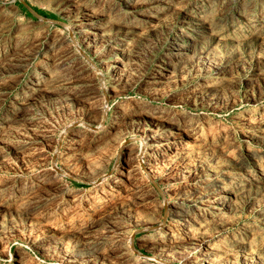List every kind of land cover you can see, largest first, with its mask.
<instances>
[{"label":"rangeland","instance_id":"1","mask_svg":"<svg viewBox=\"0 0 264 264\" xmlns=\"http://www.w3.org/2000/svg\"><path fill=\"white\" fill-rule=\"evenodd\" d=\"M0 264H264V0H0Z\"/></svg>","mask_w":264,"mask_h":264},{"label":"bare ground","instance_id":"2","mask_svg":"<svg viewBox=\"0 0 264 264\" xmlns=\"http://www.w3.org/2000/svg\"><path fill=\"white\" fill-rule=\"evenodd\" d=\"M69 1H70V0H69ZM160 1H161V0H160ZM162 2H163V1H162ZM82 3H83V2H82ZM165 3H166V2H165ZM87 4H88V3H87ZM90 4H91V3H90ZM92 5H93V4H92ZM84 6H85V5H84ZM164 6H165V5H164ZM168 7H169V6H168ZM90 8H91V7H90ZM93 8H94V7H93ZM87 9H88V8H87ZM147 9H148V8H147ZM91 10H92V9H91ZM157 11H158V9H157ZM163 11H164V10H163ZM91 12H92V11H91ZM153 12H154V11H153ZM92 13H93V12H92ZM97 13H98V12H97ZM149 13H150V12H149ZM83 14H84V12H83ZM83 14H82V15H83ZM85 15H86V14H85ZM88 15H90V14L88 13ZM88 15H87V16H88ZM103 15H104V13H103ZM154 15H155V14H154ZM81 17H82V16H81ZM83 17H84V16H83ZM104 19H105V18H104ZM87 21H88V20H87ZM94 24H95V23H94ZM99 24H100V23H99ZM101 24H103V23H101ZM96 25H97V24H96ZM87 27H88V26H87ZM90 27H91V26H90ZM90 27H89V28H90ZM106 27H107V26H106ZM130 27H131V26H130ZM133 27H134V26H133ZM102 29H103V28H102ZM96 30H97V29H96ZM93 35H94V34H93ZM88 38H89V37H88ZM92 38H93V37H92ZM92 38H91V39H92ZM87 40H88V39H87ZM48 73H49V72H48ZM49 77H50V76H49ZM106 112H107V109L104 110V113H106ZM155 152L157 153L156 150H155ZM158 153H159V152H158ZM159 155H160V153H159ZM159 155H158V156H159ZM53 172H55V175H57L58 172H60V170H59L58 168H56L55 171H53ZM53 175H54V173H53ZM56 177H57V176H56ZM107 177H108V176H107ZM54 178H55V177H54ZM105 178H106V177H105ZM220 193H221V192H220ZM80 196H82V195H80ZM38 198H39V197H38ZM40 198H41V197H40ZM37 204H38V203H37ZM172 238H174V237H172ZM175 242H176V241H175Z\"/></svg>","mask_w":264,"mask_h":264}]
</instances>
